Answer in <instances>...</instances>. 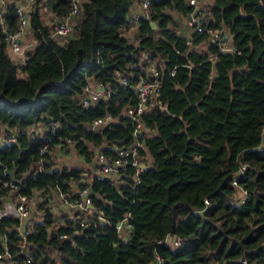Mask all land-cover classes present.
<instances>
[{
  "label": "trees",
  "instance_id": "16d2710c",
  "mask_svg": "<svg viewBox=\"0 0 264 264\" xmlns=\"http://www.w3.org/2000/svg\"><path fill=\"white\" fill-rule=\"evenodd\" d=\"M9 1L6 23L14 30L19 0ZM43 2L48 13L41 10ZM137 2L79 0L75 32L61 39L52 37V22L71 11L72 0H36L29 10L35 42L23 66L0 30V131L16 132L15 141L0 143V185L10 178L6 166L29 171L27 193L57 183L64 191L86 184L82 168L34 171L44 140L31 137V126L57 124V132L73 137L87 161L92 146L128 145L132 124L122 111L136 101V93L132 85L122 87L119 76L142 73L145 54L163 66L162 90L144 113L153 134L142 150L151 163L141 182L133 185L129 171L118 187L94 173V203L112 224H92L61 238L72 228L56 227L49 214L27 235L33 264H154L156 254L162 264H264V0L209 4L207 25L228 35L241 54L221 53L206 32H179L176 18L191 9L186 0H152L150 18L135 23ZM131 25L134 40L124 32ZM89 79L116 93L85 106ZM110 113L114 120L99 130L87 127ZM242 163L246 169L238 181L247 191L244 202L232 183ZM128 212L132 230L123 238L114 224ZM18 225L15 216L0 218V252L6 239L11 252L18 251ZM168 233L180 244H158Z\"/></svg>",
  "mask_w": 264,
  "mask_h": 264
},
{
  "label": "built area",
  "instance_id": "2783aa9c",
  "mask_svg": "<svg viewBox=\"0 0 264 264\" xmlns=\"http://www.w3.org/2000/svg\"><path fill=\"white\" fill-rule=\"evenodd\" d=\"M191 6L190 11L185 15L186 24L193 27L195 31L206 32L209 38L217 42L218 49L221 53L241 54L239 49L220 29L213 28L207 25L209 21V0H186ZM9 0H0V30L4 40L9 46V50L14 57L21 59V66L25 64L27 50L35 42L28 43L27 31L30 28L29 10L36 3V0H19L16 1V13L18 16L17 27L14 30H9L6 23V6ZM73 6L71 11L61 19H56L52 22V37L65 38L73 35L75 32L74 18L80 12L79 0H72ZM152 0H138L137 4L140 7L139 11L132 13V18L137 23L141 17L150 18V7ZM41 10L48 13L49 5L45 2L41 4ZM131 25L129 30L135 28ZM187 44H192V39H187ZM145 65L142 73L134 76L133 73L125 74L120 77L122 87L133 86L136 93V101L128 102L123 111V115L130 118L132 124V142L128 145H118L115 142H105L103 146L96 147L92 157L98 168V172L120 187L126 183L121 177L131 172L133 185H138L141 182V174L149 166L151 160L147 153L142 150H147L146 137L153 134L145 119L144 113L147 108L154 103L159 96L163 87V66L160 65L149 54L144 56ZM175 68L171 70V75L175 74ZM116 90L110 86L103 84L97 80H88L84 86V95L82 103L85 106L94 104L101 99H109ZM118 104V102H116ZM114 120V116L110 113L105 117H97L87 123L90 130L97 131L104 124ZM31 137L39 135L44 142L40 148V157L33 164L36 173L46 172L51 170L56 159L64 149L71 145H75L76 140L71 136H63L57 132V124H52L50 127L44 124L33 125L30 127ZM1 132V131H0ZM0 143L5 144L16 140V132H8L2 130ZM7 172L8 167H4ZM246 169V163H242L234 175L233 185L237 187L240 202H244L247 198V191L238 181V176L243 174ZM16 179L11 177L2 182L0 185V200L3 206L0 207V218L3 216H15L19 219L18 230L21 234V242L18 251L14 254L10 250L7 239L4 242L5 248L0 252V264H33L32 256L28 253L29 241L27 235L33 232L36 223L44 222L46 216H52L53 223L56 227L60 225L69 226L72 232H64L60 234L61 238L70 237L71 234L82 232L83 228L89 225L96 226L98 223L112 224L105 216L104 210L95 205L91 181L86 180V184L80 186L75 192L64 191L57 183L53 188L54 192L46 194L45 189L32 190V193L24 192L23 189L27 186V172H18L13 169ZM31 172V171H30ZM40 194L43 198V211H34L32 205L35 202V195ZM208 204L209 201L206 200ZM58 213L60 216L58 217ZM58 219H56V216ZM131 214L128 212L122 219L114 224L118 234L125 238L132 230L130 223ZM27 218L25 230H23V219ZM158 244L172 243L180 244V238L176 235L168 233L163 239H158ZM24 255V256H23ZM163 258L156 254L154 264H162ZM245 264H248L244 260Z\"/></svg>",
  "mask_w": 264,
  "mask_h": 264
},
{
  "label": "rangeland",
  "instance_id": "374dc122",
  "mask_svg": "<svg viewBox=\"0 0 264 264\" xmlns=\"http://www.w3.org/2000/svg\"><path fill=\"white\" fill-rule=\"evenodd\" d=\"M213 2H214V0H209V3H213ZM134 5L136 6V9H137L138 4L135 3ZM134 5H133V7H134ZM134 11L135 10L133 9L132 13ZM172 13L175 14V12H172ZM175 15H177V14H175ZM176 19H177L176 28L179 32H183V31L184 32L188 31L190 33L193 32V30H194L193 27L186 24V16H184V15L178 16ZM156 26H157V24L155 23L154 27H156ZM131 31L132 32L129 33L128 36L130 37V39L134 40L133 35L135 33V30H131ZM33 41L34 40H33L32 36H30V38L27 40L28 43L33 42ZM199 48H203V46L200 45ZM17 61H20V59H17ZM92 148L95 149L96 147L92 146ZM64 152H66L67 154L62 156V159L59 162V164L62 166H68L69 168L70 167L82 168L84 172H87V178L89 179V177H91V174H93V171L95 170V164H94L93 159L90 161H87L85 159V157L79 153V151L75 148L74 145H71L68 148L64 149L63 153ZM58 160H59V158H58ZM56 162H57V159H56ZM87 178H86V180H87ZM42 198L43 197L40 194L35 195V202L32 205V208L34 211H43V208H41V206L43 204L42 200H41ZM58 215L60 216V214H58ZM53 255L57 260H59V252L58 251H54ZM2 264H6V262H3Z\"/></svg>",
  "mask_w": 264,
  "mask_h": 264
},
{
  "label": "crops",
  "instance_id": "0c3cea01",
  "mask_svg": "<svg viewBox=\"0 0 264 264\" xmlns=\"http://www.w3.org/2000/svg\"><path fill=\"white\" fill-rule=\"evenodd\" d=\"M135 10V11H139L140 10V7L138 6L137 7V9H136V6L134 5V7H132V10ZM131 30H135V28L133 29H129V30H125L124 32H125V34H129V33H131L132 31ZM185 33H187V31H185ZM27 39H26V41L30 38V34H29V29H28V31H27ZM62 39V38H61ZM93 81V80H92ZM3 133H2V130H1V132H0V136L2 135ZM65 154H67L66 152H64L63 153V151H61V153H59V155H58V158H59V160H58V158H57V162L54 164V166L51 168V170L52 169H55V168H63V167H68V166H62V165H60L59 164V162L61 161V159H62V156H64ZM95 164V163H94ZM98 172V168H97V166H96V164H95V170L93 171V174L94 173H97ZM93 174H91V177H89V179L87 178V172H84L83 171V173H82V177H81V181H86V178H87V180H92V175ZM80 186L78 185V184H74L72 187H71V189L69 190V192H75L76 191V189H78ZM45 192H46V194H49L50 195V193H53L54 192V188L53 187H49L48 189L47 188H45ZM59 214V213H58ZM56 216V219H58V217H59V215H58V217H57V215H55Z\"/></svg>",
  "mask_w": 264,
  "mask_h": 264
},
{
  "label": "water",
  "instance_id": "95a60500",
  "mask_svg": "<svg viewBox=\"0 0 264 264\" xmlns=\"http://www.w3.org/2000/svg\"><path fill=\"white\" fill-rule=\"evenodd\" d=\"M152 24H153V26H155V23H154V22H152ZM8 173H9V175H10V177H11L12 179H16V178H15V175H14V171H13V169H9ZM26 222H27V218H24V219H23V228H22L23 230H25V227H24V226H25ZM119 247H120L119 244H116V245H115V249H116V250H119Z\"/></svg>",
  "mask_w": 264,
  "mask_h": 264
}]
</instances>
